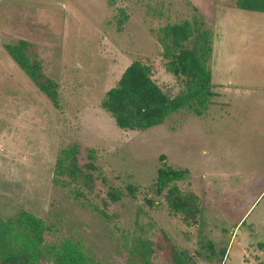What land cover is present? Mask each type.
<instances>
[{"label":"rangeland","instance_id":"374dc122","mask_svg":"<svg viewBox=\"0 0 264 264\" xmlns=\"http://www.w3.org/2000/svg\"><path fill=\"white\" fill-rule=\"evenodd\" d=\"M233 1L16 0L7 5L0 16L7 13L10 38L30 41L28 52L59 85L60 107L1 49L12 68L0 66V216L27 210L53 222L55 237L77 231L102 264L125 263V232L152 241L158 264H173L174 250L191 255L200 250V231L216 255L226 248L221 264L264 261V13L238 9ZM191 5L213 32L216 95L207 114L182 110L144 131L117 127L100 107L104 93L133 60L149 65L161 87L174 85L156 31L186 17ZM120 9L125 16L119 25ZM243 86L258 91L243 92ZM74 143L80 147L79 163L92 160L97 167L94 190L79 198L71 187L51 181L59 149ZM161 154L168 164L189 170L200 200L197 225L147 201L154 198L149 185ZM128 184L136 187L134 196ZM113 189L125 195L112 201ZM198 262L213 264L204 257Z\"/></svg>","mask_w":264,"mask_h":264},{"label":"trees","instance_id":"16d2710c","mask_svg":"<svg viewBox=\"0 0 264 264\" xmlns=\"http://www.w3.org/2000/svg\"><path fill=\"white\" fill-rule=\"evenodd\" d=\"M233 5L241 10L264 13V0H234ZM190 12L183 19L167 22L156 31L161 45V56L168 74L175 79L172 87L163 88L153 78L151 67L140 60H133L121 72L116 84L109 88L100 101V107L113 118L117 127L123 130L144 131L162 124L169 117L185 110L188 114L204 116L213 103L214 84L210 70L213 47V32L204 15L191 5ZM120 25L125 16L120 9ZM31 43L20 40L17 44H5L13 62L28 76L38 90L45 95L55 108L60 107L58 83L43 71L36 56L27 48ZM179 125V124H177ZM174 127H170L174 129ZM77 143L59 149L53 167L52 183L72 188L75 198L85 197V191H93L97 167L90 160L80 164ZM93 152L88 153L89 158ZM162 161L155 178L149 185L154 195L149 203H161L170 215H179L188 226L198 224L200 200L189 181L187 168ZM130 196L136 187L126 186ZM125 193L113 189L109 192L112 201ZM155 198L159 199L156 202ZM96 210L109 219L103 210ZM56 226L48 219L27 211L19 210L13 217L0 216V264H102L85 247L77 231L69 230L63 237L53 236ZM200 233V250L191 255L187 250H174L173 264H199L198 260L221 264L226 248L216 249L210 240H204ZM123 234L122 250L126 255L124 264H158L155 255L158 248L147 239L131 238ZM263 246L262 243H259ZM216 255V256H215ZM258 264H264L259 261Z\"/></svg>","mask_w":264,"mask_h":264},{"label":"crops","instance_id":"0c3cea01","mask_svg":"<svg viewBox=\"0 0 264 264\" xmlns=\"http://www.w3.org/2000/svg\"><path fill=\"white\" fill-rule=\"evenodd\" d=\"M16 0H13V3L12 4H8L5 0H0V14L3 13L8 6H11L12 7L15 5ZM23 6V3L20 4V7ZM10 10V9H9ZM0 20H1V23H0V52H1V49L4 50L6 53V49H5V44H17L20 40H16V41H13V38H10L11 37V32L10 30L12 29V27L8 24V19H7V13L4 14V16H0ZM3 37H5V42L3 40ZM23 40V39H21ZM27 41V40H26ZM10 42V43H8ZM30 42V41H29ZM1 54V53H0ZM8 54V53H7ZM9 56V55H8ZM10 60L12 61L11 57L9 56ZM13 62V61H12ZM0 66L1 68L3 69V71H7L9 69L12 68V64L9 63V60L4 56V55H1L0 56ZM15 66H17L15 64ZM18 67V66H17ZM19 68V67H18ZM20 70V68H19ZM17 72V71H16ZM24 74V73H23ZM33 84V83H32ZM230 84H226L224 85V89H230ZM245 86H243V92L244 91H247L250 89V92H256L258 91V89L254 88V89H251V88H244ZM221 92V91H220Z\"/></svg>","mask_w":264,"mask_h":264}]
</instances>
